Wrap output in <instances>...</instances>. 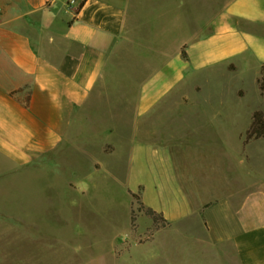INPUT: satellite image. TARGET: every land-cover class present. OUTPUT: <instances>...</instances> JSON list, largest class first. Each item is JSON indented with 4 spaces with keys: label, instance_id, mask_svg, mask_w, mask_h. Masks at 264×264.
I'll return each mask as SVG.
<instances>
[{
    "label": "crops",
    "instance_id": "0c3cea01",
    "mask_svg": "<svg viewBox=\"0 0 264 264\" xmlns=\"http://www.w3.org/2000/svg\"><path fill=\"white\" fill-rule=\"evenodd\" d=\"M181 12L207 19L190 30L183 46L187 61L182 47L170 54L173 46L162 44L165 37L173 42ZM147 26L154 29L150 42L140 38ZM125 51L147 52L150 71L140 81L129 134L107 154L86 132L115 134L85 121L97 108L108 68ZM263 65L264 0H0V196L18 187L20 172L53 162L62 147L63 158L68 151L108 159L120 155L128 163L127 189L141 196L146 209L171 225L201 217L209 238L230 248L221 254L224 264L232 259L264 264V139L244 145L254 113L264 112L258 84ZM253 68L263 103L239 135L241 163L250 171H236L226 194L199 199L198 194L212 192V182L196 188L181 179L179 144L161 141L160 126L153 121L176 112L182 126L199 136L201 115L229 114L227 84ZM216 83L223 84L221 92ZM240 89L236 95L243 100L247 96L240 97ZM6 217L7 222L14 218ZM129 253L139 264H164L167 258L164 252ZM3 264H14L13 254Z\"/></svg>",
    "mask_w": 264,
    "mask_h": 264
},
{
    "label": "rangeland",
    "instance_id": "374dc122",
    "mask_svg": "<svg viewBox=\"0 0 264 264\" xmlns=\"http://www.w3.org/2000/svg\"><path fill=\"white\" fill-rule=\"evenodd\" d=\"M201 13L204 15V10ZM197 14L181 12L173 42L162 38L163 46H173L170 54L188 44L192 28L207 21ZM141 29V40L150 42L152 26ZM165 29L166 23L161 20L159 30ZM121 55L108 68L105 81L99 85L97 108L85 121L115 134L112 138L100 137V131L86 132L94 136L96 147L104 146L107 154H113L123 135L129 134L140 81L150 71L147 52L125 51ZM258 76V70L253 68L227 84L232 90L224 102L229 114L218 118L205 111L199 136L182 126V115L176 112L158 115L153 121L160 126L161 141L179 144L181 179L189 180L196 188L212 182V192L198 194L199 199L226 194L230 188L227 182L236 171H250L241 163L243 145L239 135L250 125L252 112L263 103ZM213 86L222 91L223 84ZM238 88H243L239 96H247L245 99L237 97ZM215 105L221 107L218 102ZM175 125L179 136L172 133ZM52 161L20 172L18 187L5 185L11 191L0 196V219H4L0 223V264L11 254L14 264H139L138 259L129 257V252L138 251L164 252V264L225 263L221 254L230 248L209 238L201 217L171 225L147 214L141 196L135 198L127 189L128 163L124 157L121 161L120 155L108 159L102 154L82 156L68 151L63 158L62 147L53 154ZM6 214L14 218L7 222ZM229 263L237 264L234 259Z\"/></svg>",
    "mask_w": 264,
    "mask_h": 264
},
{
    "label": "trees",
    "instance_id": "16d2710c",
    "mask_svg": "<svg viewBox=\"0 0 264 264\" xmlns=\"http://www.w3.org/2000/svg\"><path fill=\"white\" fill-rule=\"evenodd\" d=\"M182 56L184 60L186 61L188 60L186 48H183ZM258 84H259L261 93L264 94V65L261 68V78L258 80ZM261 139H264V112L257 111L253 115V121H252V125L250 129L246 133L244 145L247 146L252 141H258ZM134 197L137 198V196H134ZM142 207L145 209L144 206ZM146 210H147V214L153 217L155 221H157L158 217L161 219H164L162 215L157 214L153 210L151 209H146Z\"/></svg>",
    "mask_w": 264,
    "mask_h": 264
}]
</instances>
